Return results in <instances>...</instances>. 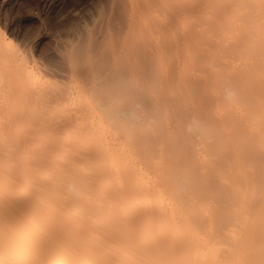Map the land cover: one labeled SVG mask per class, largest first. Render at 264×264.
<instances>
[{"label":"bare ground","instance_id":"bare-ground-1","mask_svg":"<svg viewBox=\"0 0 264 264\" xmlns=\"http://www.w3.org/2000/svg\"><path fill=\"white\" fill-rule=\"evenodd\" d=\"M170 1L99 0L49 65L0 33V264H264V0H205L230 59L173 119L137 77L168 66Z\"/></svg>","mask_w":264,"mask_h":264},{"label":"rangeland","instance_id":"rangeland-1","mask_svg":"<svg viewBox=\"0 0 264 264\" xmlns=\"http://www.w3.org/2000/svg\"><path fill=\"white\" fill-rule=\"evenodd\" d=\"M3 1L0 0L2 2L0 33L5 42L14 46L21 54L39 62H47L48 65L53 61L54 49L62 40L69 36L78 37L84 34L85 28L95 27L92 19L96 17L94 14H97L95 9L99 2V0H11L9 6L3 5ZM205 6V0H171L169 11L166 13V19L171 22V29L167 34L172 50L168 66L164 70L154 69L137 73L139 83L144 81L143 87L146 91L143 90L142 95L146 99L157 96L164 100L169 106L171 119L174 117L173 111L177 115L178 111H183L192 104L208 108L210 104L207 100L213 92V76L209 74L207 80L202 81L200 77L206 75L207 70L210 73L216 69H227L231 55L228 45L231 41L220 45L217 37L226 35L227 38L232 28L222 22L217 24L210 20V12ZM223 7L224 2L219 0L212 10L221 11ZM229 12V9H224L223 17H227ZM156 15L164 19L163 13ZM158 36L159 28L145 36L144 40L149 45ZM43 63L40 64L44 65ZM235 135L241 137L245 132L239 129ZM243 138L251 139L249 135ZM187 166L192 167L197 176L202 174L201 165ZM199 183L205 187L211 184L205 176L201 177Z\"/></svg>","mask_w":264,"mask_h":264}]
</instances>
